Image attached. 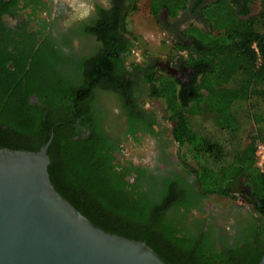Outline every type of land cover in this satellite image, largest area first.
Returning <instances> with one entry per match:
<instances>
[{"label": "trees", "instance_id": "16d2710c", "mask_svg": "<svg viewBox=\"0 0 264 264\" xmlns=\"http://www.w3.org/2000/svg\"><path fill=\"white\" fill-rule=\"evenodd\" d=\"M256 2L258 10L251 13L250 6ZM184 4L186 8V0H150L149 6L157 18L161 8L175 16L176 8ZM135 9L134 1L122 18L130 35L127 17ZM110 15L78 30L102 40L103 47L84 61L69 62L67 75L60 69L64 53L55 48L54 40L69 39L70 43L68 31L64 39L58 34L34 51L35 41L24 24L13 32L0 21V148L37 151L52 131L47 170L54 189L94 226L145 242L165 264H257L264 257L257 247L235 248L222 255L212 254L198 240H180L176 230L161 219L164 206L143 201L134 191L137 184L123 180L137 169L129 166L119 173L120 164L112 163L108 142L101 136L78 142L62 138L61 127L70 121L57 124V111L83 94L85 98L90 88L122 92L127 99L129 82L114 71L117 41ZM200 16L208 29L189 25L183 34L190 41L174 47L187 52L184 64L190 72L185 83L163 70L145 71L142 78L151 98L163 103L173 123L174 140L180 150L184 148L179 159L203 192L229 196L246 185L255 210L264 217V169L257 167L255 159L257 144L264 146V0H217L202 8ZM47 46L53 47L51 52H46ZM123 51L126 57L129 47ZM29 57L32 64L26 70ZM36 58H41L38 84ZM31 93L40 102L46 99V114L43 107L28 103ZM71 112L72 122L77 114Z\"/></svg>", "mask_w": 264, "mask_h": 264}, {"label": "flooded vegetation", "instance_id": "af4514ba", "mask_svg": "<svg viewBox=\"0 0 264 264\" xmlns=\"http://www.w3.org/2000/svg\"><path fill=\"white\" fill-rule=\"evenodd\" d=\"M134 1L104 0L91 6H80V9L72 7L68 13L62 10L63 6L57 4V0H2L4 5L0 6V21L13 32L24 24V30L35 41L34 51L47 39L55 38L58 34V38L64 39L69 32L70 43L69 39L65 42L56 38L54 40L57 45L55 48H61L64 53V65L60 69L66 73L73 59L84 61L103 47L102 40L90 34L83 35L82 31L79 35L78 30L93 26L102 15L111 14L117 41L113 49L116 61L114 71L116 75L124 77V82H129L127 99L122 92L109 91L100 86L90 88L85 98H82L83 94L57 111V124L70 121L68 126L61 127L62 138L69 137L78 142L99 135L104 141L107 140V153L114 157L112 163L120 164L117 167L119 173L129 166L137 169V177L131 169L123 176V180L137 184L134 191L143 201L164 206L161 219H165L176 230L174 234L180 240H198L197 244L201 242L208 246L212 254L226 255L231 249L249 247H257L260 253H264V217L255 210L249 188L242 185L229 196L203 192L195 176L179 159L181 151L174 140L173 123L164 105L162 108L159 99L151 98L149 87L142 78L145 71L163 70L185 83L190 72V68L184 64L187 52L185 48L176 50L175 44L185 46V41H190L183 34L189 25L208 29L200 16L201 10L217 0H186V8L185 4L177 7L175 16H171L167 8H161L157 20L172 36L171 47L166 49L164 56L156 58L142 53L141 60L132 61L134 36L126 33L122 18ZM167 17L172 20L167 21ZM127 46L130 52L125 57L123 49ZM47 47L46 52H51L53 47ZM40 62L41 58H36L34 62L35 69H39L34 74L37 84L42 75L38 66ZM31 64L32 59L29 57L25 69L29 70ZM8 66L13 68L11 62ZM73 86L77 87V82ZM46 102V99L40 102L34 93L28 96V103L43 107L44 114ZM68 107L72 108L70 112L65 111ZM71 111L77 114L72 122L74 114ZM77 111L83 112L78 114ZM69 115L70 118L66 119ZM81 119H84V123Z\"/></svg>", "mask_w": 264, "mask_h": 264}, {"label": "water", "instance_id": "95a60500", "mask_svg": "<svg viewBox=\"0 0 264 264\" xmlns=\"http://www.w3.org/2000/svg\"><path fill=\"white\" fill-rule=\"evenodd\" d=\"M52 138L37 151L0 148V264H165L145 242L94 226L54 189Z\"/></svg>", "mask_w": 264, "mask_h": 264}, {"label": "rangeland", "instance_id": "374dc122", "mask_svg": "<svg viewBox=\"0 0 264 264\" xmlns=\"http://www.w3.org/2000/svg\"><path fill=\"white\" fill-rule=\"evenodd\" d=\"M102 1L104 0H57V4L62 5V10L65 9L69 13L72 7L74 9H80V6H91L96 2ZM149 3L150 0H135L136 9L131 11L127 17V26L134 36L133 44L135 51L132 53V58L130 59L132 61L135 59L141 60L142 53L153 55V57L156 58L158 56H164V52H166L168 47H171V43L173 42L169 32L165 30L160 21L152 15ZM257 8L258 4L256 2L251 10L255 11ZM171 20L172 19L167 17V21ZM160 105L163 108V103ZM180 151L183 153L184 148Z\"/></svg>", "mask_w": 264, "mask_h": 264}, {"label": "built area", "instance_id": "2783aa9c", "mask_svg": "<svg viewBox=\"0 0 264 264\" xmlns=\"http://www.w3.org/2000/svg\"><path fill=\"white\" fill-rule=\"evenodd\" d=\"M256 165L261 170L264 169V146L262 144H257L255 152Z\"/></svg>", "mask_w": 264, "mask_h": 264}, {"label": "crops", "instance_id": "0c3cea01", "mask_svg": "<svg viewBox=\"0 0 264 264\" xmlns=\"http://www.w3.org/2000/svg\"><path fill=\"white\" fill-rule=\"evenodd\" d=\"M257 10H258V8H257ZM257 10H255V11H251V13H254V12H256Z\"/></svg>", "mask_w": 264, "mask_h": 264}]
</instances>
